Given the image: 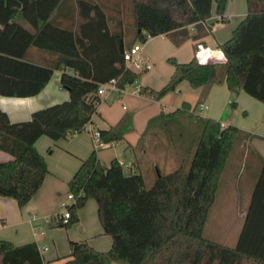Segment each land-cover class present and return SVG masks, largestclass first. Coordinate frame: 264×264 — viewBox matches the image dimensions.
<instances>
[{
	"label": "trees",
	"instance_id": "trees-1",
	"mask_svg": "<svg viewBox=\"0 0 264 264\" xmlns=\"http://www.w3.org/2000/svg\"><path fill=\"white\" fill-rule=\"evenodd\" d=\"M226 2L131 0L133 36L124 49L157 36L174 47L186 41L200 44L210 35L206 22L212 13L225 23ZM245 6L246 15L230 38L217 45L225 61L223 83L229 93L243 92L264 105V0H245ZM123 36L119 10L109 13L98 0H0V96L34 97L55 71L61 72L60 87L69 94L66 102L32 113L27 122L11 123L0 110V151L12 157L0 164V198L24 207L48 175L34 149L37 140L45 136L56 142L84 132L97 114L100 85L115 81L123 88L137 81L117 49ZM31 50L44 58L32 61ZM167 63L172 67L167 83L157 91L139 89V95L159 101L183 82L195 90L220 82L218 67L199 64L194 56L186 63ZM190 111L182 102L167 117ZM220 125L203 119L188 169L158 174L148 189L139 174H124L115 159L105 166L92 152L68 183L75 203L68 206L67 224L57 227L77 223V211L92 199L110 250L97 252L86 242H72L62 264H264V156L234 246L203 237L226 161L233 145L245 138L237 128ZM124 129L98 131L101 142L121 141ZM43 263L36 244L16 247L0 239V264Z\"/></svg>",
	"mask_w": 264,
	"mask_h": 264
},
{
	"label": "crops",
	"instance_id": "crops-1",
	"mask_svg": "<svg viewBox=\"0 0 264 264\" xmlns=\"http://www.w3.org/2000/svg\"><path fill=\"white\" fill-rule=\"evenodd\" d=\"M245 15V0H242V4L240 0H227L224 14L222 15L226 19L225 23H221L219 17L214 16L212 13L211 18L206 22L211 28L210 35L205 37L200 44L186 41L180 46L174 47L170 42L166 44V38L164 36L148 38L141 47L140 56L142 57L143 55L146 59L148 57L155 63L149 65L148 61L143 58L150 68L141 71L142 74L147 72L144 76L134 72L138 75L134 86L139 89L148 88L151 90H159L160 87L164 86L172 73V67L167 63V59H173L177 63H183L191 60L194 56L199 64H212L217 66L218 69H221L225 61L209 62V58L214 51L220 53L217 45L224 43L230 38L231 32ZM155 38L160 41L157 44V48H155L157 57L149 49V45L152 42H147ZM30 54L34 62L44 58L42 54L34 50H31ZM205 59L206 62L201 63V60ZM159 65H162V68L157 69ZM60 77L61 72L55 71L45 88L34 97L7 98L0 96V110L7 115L11 123H22L29 121L32 113L36 111L66 102L69 99V94L60 87ZM218 79L220 82L216 84L219 88L211 86L206 93L205 100L214 106V103L211 101L212 95L220 91L221 98L223 100L225 99L228 105L232 96L225 88L222 74L218 75ZM204 90L207 91L205 87L197 91L202 95ZM232 95H234V101L231 102L235 104V110L243 112L245 118L242 119L244 120L243 127L236 128H240L245 134L252 136L250 139L243 140L242 143L247 146L251 145L255 154L251 153V156H249L248 150L243 149L240 158L236 160L227 159L224 169L227 168L230 172L239 165L241 160L247 161L248 157H250L248 166L250 168V175L248 176L250 179L247 178V180H244V190L240 188V181H237L239 191L250 196L260 170L261 159L264 156V105L248 97L243 92ZM110 97L117 98L111 95L105 100L100 99L97 114L92 117L91 123L86 126L84 132L67 135L64 139L56 142L45 136L37 140L34 144V149L44 158L48 175L39 191L24 207L19 208L12 199L0 198V239L10 242L16 247L31 243L36 244L43 258V264H62L64 261L63 258L70 253V243L72 242H86L97 252H107L110 250L111 240L104 233L98 221L97 204L94 200H88L84 207L77 211L78 221L70 227H57L59 223L54 221L55 216L60 213L59 206L65 203L64 199H67L69 181L79 169L82 162L92 152L96 153L99 162L103 165L108 166L110 161L115 159L122 166L123 172L127 169L129 173L140 170L142 166L141 161L146 157L152 156L146 149L148 144L146 140L137 149L135 145L139 139V135L141 134L142 136L148 122L151 120L150 118L153 117L146 119L145 127L141 131H136L132 127V132H130L131 130L125 132L121 141L106 144L101 147L95 145L91 134L92 131L108 130L114 124H117L119 122L118 120L122 119L120 117L121 115H118L115 118L116 121H114L115 119H112L113 117L110 112L101 109L104 105L103 102L106 103ZM117 99V102L127 105V109L124 105H121V110L127 111V114L130 116L139 109H142V104L145 106H154L153 104H159L163 101V98L157 102L153 101L143 95L134 94L131 90L125 91ZM220 104L223 103L220 102ZM189 106L191 107L190 104ZM152 111L156 112V109H152ZM160 113L163 114V111L159 110L156 114L158 115ZM152 114L156 116L155 113ZM247 120L248 125L245 124ZM220 124L226 126L229 122ZM253 137H256V139ZM121 142H124V144L121 145ZM48 150H51V152L49 153ZM127 158H133V160H128L129 162H127V167L125 168L124 161ZM11 160L12 157L10 155L0 151V164ZM154 162L155 160L153 159L152 164ZM139 175L142 177L140 173ZM32 218H35V221L30 223Z\"/></svg>",
	"mask_w": 264,
	"mask_h": 264
},
{
	"label": "rangeland",
	"instance_id": "rangeland-1",
	"mask_svg": "<svg viewBox=\"0 0 264 264\" xmlns=\"http://www.w3.org/2000/svg\"><path fill=\"white\" fill-rule=\"evenodd\" d=\"M98 1L103 3L104 6L109 9V13H112V10H119L121 20L124 25L123 45H125L132 39L133 36V29L129 25L131 0ZM240 2L242 4V0H240ZM147 42H152L151 45H149V49L152 50L153 54L157 57L155 48H157V44L160 43L159 39L155 38L152 41L148 40ZM165 42L166 44H169V41L167 39L165 40ZM135 43L140 47H142L143 45L138 41H136ZM140 58L146 64L149 63V65H153V63H155L148 57L146 59L143 55L142 57L140 56ZM143 58H145L148 63ZM159 68H162V65H159L157 69ZM141 70L143 69L141 68L135 71L144 76L147 72L142 74ZM222 72V68L218 69L217 75L222 74ZM211 86L219 88L216 83L210 84L205 87L207 91L204 90V93L200 95L197 91L198 89H191L185 82H183L174 91L166 94L163 97V101L159 103L160 105L153 104L154 106H145L142 104L143 108L139 109L132 116L128 115L127 111L121 110V105H124L126 109L127 105L121 102H117L118 99L115 97H110L106 101V103L103 102L104 105L102 104L103 106L101 107V109L110 112L111 116L113 117L112 119H115L118 115H121L120 117L122 119L119 117L121 120H118L119 122L117 124H114L113 127L125 128L123 136L125 132H129L130 130V132H132V127H134L136 131H141L145 127L146 119H148V117H153L150 118L151 120L148 122V125L146 126V129L144 130L142 136L141 134L139 135V139L135 145V148L137 149L146 140V142L148 143L146 149L152 154V156L146 157L141 161L142 166L140 170L133 171L134 174L140 173L142 175L143 185L145 189L151 187L155 179L158 177V174L165 175L179 167H182L184 170L188 169L195 146L200 136L201 121L203 119H213L219 123L224 124L226 122H229V124L226 126L233 125V127L235 126V128L243 127L244 120L242 119H245L243 112L235 110L236 106L234 109H230L225 102L226 100H223L221 98V94H219L220 91H217L212 95L211 101L214 103V106L211 105L209 101L205 100L206 93ZM162 87H160L159 89H161ZM229 94L232 96V98L230 99L228 104L231 101H234V95H232L231 93ZM182 102H186L191 105V111L189 112V114L167 117V115L173 113L175 110L180 109ZM220 102H222L223 104H220ZM216 103H218V105H216ZM200 104L205 105L207 109L199 111ZM152 109H156V112L152 111ZM159 110L163 111L164 118H161L159 117V114H156ZM152 113H155L156 116ZM114 121H116V119ZM245 124L248 125V120ZM240 128L237 129L242 132L245 138L233 145V148L228 157L229 160H236L237 158H240L241 154L243 153V149L248 150L247 152L249 156H251V153L255 154L254 150H252L251 145L247 146L246 144L244 145L242 143L243 140L248 138L250 139L252 136L249 134H245ZM253 138L256 139V137ZM120 144L123 145L124 142H121ZM249 158L250 157H248L247 161L241 160V162H239V165L232 169L230 172L229 169H224L220 177L214 204L208 212V216L204 225L203 237L205 239L229 247L234 246L249 200V194L247 196L243 192L239 191V188L237 187V181H240V188L244 190V180H247V178L250 179V177H248L250 175V168L248 167ZM153 159L155 160V162L152 164ZM128 160L132 161L133 158H127L124 161V166L127 164V162H129ZM126 167L127 165L125 166V168ZM124 173L128 174L129 171L126 169ZM64 201L65 203H70L67 201V199H64ZM61 207L62 204L59 206L60 212Z\"/></svg>",
	"mask_w": 264,
	"mask_h": 264
},
{
	"label": "built area",
	"instance_id": "built-area-1",
	"mask_svg": "<svg viewBox=\"0 0 264 264\" xmlns=\"http://www.w3.org/2000/svg\"><path fill=\"white\" fill-rule=\"evenodd\" d=\"M141 50V47L134 43L129 48H126L122 51V58L123 62L125 63V68L132 71L137 72L135 70L143 69L141 71L148 70L150 66L146 64L139 56V52ZM135 83L126 85L123 88H118L116 86L115 81H110L108 83L102 84L98 87L97 90V96L99 99H106L107 97L114 95L117 98L121 96L125 91L131 90L132 93L138 94L139 88L134 86ZM206 106L203 104L199 105V111L205 110ZM220 128H223V125H220ZM94 143L97 147H101L104 144L101 142L100 134L97 130H94L91 132ZM67 201L70 202L69 204L75 203V198L72 194H68ZM68 203H63L61 207V212L55 216L54 221L57 223L67 224L68 220L70 219V211L68 210V206H70ZM35 221V218H32L30 220V223Z\"/></svg>",
	"mask_w": 264,
	"mask_h": 264
},
{
	"label": "water",
	"instance_id": "water-1",
	"mask_svg": "<svg viewBox=\"0 0 264 264\" xmlns=\"http://www.w3.org/2000/svg\"><path fill=\"white\" fill-rule=\"evenodd\" d=\"M117 49L119 53H122L123 51V44H122V39L117 40ZM220 55L219 52L214 51L212 52L210 58H209V62H224V59H218V56Z\"/></svg>",
	"mask_w": 264,
	"mask_h": 264
},
{
	"label": "clouds",
	"instance_id": "clouds-1",
	"mask_svg": "<svg viewBox=\"0 0 264 264\" xmlns=\"http://www.w3.org/2000/svg\"><path fill=\"white\" fill-rule=\"evenodd\" d=\"M218 59L223 60V59H224L223 55L220 54V55L218 56ZM205 62H206V59H205V60H201V63H205Z\"/></svg>",
	"mask_w": 264,
	"mask_h": 264
}]
</instances>
